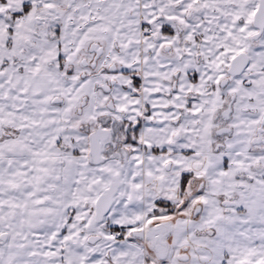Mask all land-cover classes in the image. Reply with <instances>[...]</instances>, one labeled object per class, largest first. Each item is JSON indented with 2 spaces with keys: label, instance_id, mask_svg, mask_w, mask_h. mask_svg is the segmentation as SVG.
I'll use <instances>...</instances> for the list:
<instances>
[{
  "label": "crops",
  "instance_id": "obj_1",
  "mask_svg": "<svg viewBox=\"0 0 264 264\" xmlns=\"http://www.w3.org/2000/svg\"><path fill=\"white\" fill-rule=\"evenodd\" d=\"M155 1L158 15L164 13V18L158 21L174 28L166 17L171 14L184 22L187 33H197L202 39L200 64H193L186 54L182 58L178 56L180 63H177L180 69L192 65L197 70L196 80L184 84V87L201 89V99L194 102L193 108L220 107L222 89L226 92L237 89L232 102H237V114L243 116L241 123L251 135L264 115V30L258 40L250 41L256 0H183V6L171 10L165 7L170 0ZM159 2L163 5L159 6ZM193 4L197 10L192 9L186 16L185 7ZM146 7L145 21L152 17L151 9ZM109 40L107 48L113 44ZM133 45L122 39L116 42L122 54L114 53L112 58L122 68L134 66L131 63L136 53ZM240 52L245 53L246 64L239 73H228L230 60ZM67 59L74 61V57L67 56ZM174 61L175 57L163 73L166 70L173 73L176 87ZM225 72L229 79L222 78ZM163 78L159 87H168L169 75ZM153 80L150 78L146 87H158ZM43 83L42 76L0 71V264H160L162 261L225 264L228 230L218 204L226 188L224 169L220 170L222 180L217 194L213 195L216 191L206 185V178L201 179L197 188H190L181 209L171 208L174 222L161 223L165 230L161 237L165 247L163 257L155 253L149 239L127 236L131 229L145 230L160 223L153 218L159 213L164 218L166 209L159 208L157 202L178 204L182 201V176L187 169H194L192 165L197 160L189 157L190 153H199L200 167L212 163L213 155L207 148L210 120L199 138L197 132L195 135L187 130L184 139L173 142L172 135L179 125H174L176 116L169 111L180 101L173 96L171 104L162 105L166 112L161 114L154 93H149L144 102L133 97L126 87L124 97L113 99L117 111L123 110L132 118L133 113L140 115L152 108L147 112V119L143 114L139 118L138 147L129 150L120 166L110 159L91 164L86 154L62 153L60 142L67 120L74 125L72 109L82 95L88 96L82 106L84 118L100 112L95 109L93 98H89L92 87L72 90ZM203 87H214V90L208 96ZM63 88H66L65 95ZM254 95L262 99L258 113L241 112L240 108L256 106ZM54 96L58 100L53 101ZM233 142L226 138L223 143L230 149ZM155 147L173 155H161L155 152ZM217 153L225 168L224 153L219 150ZM166 161L168 170L164 169ZM108 172L118 175V185L107 212L96 221L93 204L110 182ZM149 207H155L150 223L145 215ZM111 227L125 230L110 231ZM167 232L171 242L166 238ZM91 236L97 239L89 242Z\"/></svg>",
  "mask_w": 264,
  "mask_h": 264
},
{
  "label": "rangeland",
  "instance_id": "obj_2",
  "mask_svg": "<svg viewBox=\"0 0 264 264\" xmlns=\"http://www.w3.org/2000/svg\"><path fill=\"white\" fill-rule=\"evenodd\" d=\"M54 2L53 0H0V71L7 74L42 76L45 79V84L51 83L57 87H71L72 90L77 87H94V79H92L90 73H86L85 76L75 73V76H73V73L66 70V67H72L74 64L64 57L63 60L60 59L63 63L60 65L57 59L59 55L66 56V54H69V57L79 56L91 38L100 40L103 45L105 43L104 39L106 37L110 38L109 41H113V49L115 40H127L130 44H134L133 46L136 48V55L133 56L134 66L129 69H134L135 64L138 63L145 76L146 73L153 71L157 79L160 76L169 75V71L166 70L163 73V69L168 68L173 62V57H175L173 64L176 66L173 68L176 69V87H129V93L136 99H144V102L148 99L149 93H154L161 114L166 112L162 105L165 103L171 104L173 96L180 101L172 105L173 107L169 111L170 115L176 116L174 125H179V128L172 135L173 142L184 139L187 130L195 135L197 132L196 137L199 138V134L206 130L205 124L210 120V125L207 127L210 142L207 148L213 155L211 158L213 161L210 164L207 163L206 167H200V162L198 163L200 160L199 153H196L197 155L189 154V157H196L197 160L192 165L194 169H187L186 174H184V197L182 200L189 195L190 188L194 190L200 185L201 179L204 180L205 178L206 185H211L212 189L216 191L213 195L217 194V191H220L221 188L220 170L224 169L225 174L223 176L226 177V188L221 194L222 197L218 200V204H220V211L226 218L228 230L225 264H264V142L262 143V138L260 142L253 141L261 118L258 120L256 127L252 129L251 135L247 134V128L241 123L243 116L237 114L236 101L231 103L229 117L227 119L221 118L220 114L225 109V102L230 96L232 97L237 93V89L232 92L228 90L226 92L222 89L223 99L220 107L210 108V111L207 110L206 106L198 109L193 108L194 102L201 99V89L199 87H184V84L186 82L193 83L196 80L197 70L192 65L180 69L177 63H180L178 56L182 58L185 56L184 54L189 55L193 64L202 62L200 54L202 39L198 36L199 34L187 33L184 22L182 23L175 16L167 14L166 17L169 18V23H167L175 27L177 32L179 31L177 34L179 37L174 38V41L171 42L172 47L169 50L165 51L162 48L163 50L160 51L157 45H160L161 42H168V38L162 34L163 31L160 24H158L160 22L158 20L164 18V13L160 12V15H158L155 0H77L75 6L79 11L82 7H84V11L87 10V6L91 5L92 7H88V11L82 15L83 19L80 20L76 19L80 14L77 12V14L71 13L70 10L67 11L61 3V6H56L59 8V18L51 22L46 21L42 18L43 13H39L37 9L38 3L42 4L41 7H44L48 3L54 4ZM104 4L107 6H104ZM165 4L166 6H164L169 10L172 8L177 9L179 6H183V0H170ZM161 5L163 4L159 2V6ZM146 6L151 9V18L154 20V23L149 24L151 30H148L147 23L142 25L145 22L143 17ZM192 9L196 11L197 6L193 4L192 6L188 5L187 8L185 7V15L188 16ZM90 18L98 21L95 22ZM140 29L142 31L139 32ZM254 34L255 32L250 34L252 42L259 39V36L255 38ZM109 49L108 47L106 50ZM174 53L176 56H174ZM171 79V76H169L166 82L169 84ZM153 83L157 85L158 82L155 79ZM45 84L43 83V85ZM120 85L121 81L118 80L109 91L97 90L98 92H95V95H99L100 100L106 98L117 101L116 97L126 95L123 91L124 88H121ZM203 90L209 96L214 87H203ZM63 94H66V88H63ZM85 96L87 95H82L77 100L75 108L72 109L74 116L78 115V109L81 105L88 101ZM92 97L93 91L89 94V98ZM253 99H255L256 106L240 108L241 112L258 113L262 99L258 95L257 97L254 95ZM256 99L259 100L256 101ZM114 100L111 101V106L115 104ZM151 109L149 107L148 110H145L148 112ZM147 112H141L145 119H147ZM141 114L139 116L142 118ZM191 122L192 124H190ZM221 123L231 127V132L215 135L214 129ZM262 134L264 136V126ZM81 135L76 133V129L72 125L67 122L64 124L62 141L68 143L71 149H79V145L77 140L69 139L79 137L84 138L85 141V135L84 137ZM134 136L135 142L127 144L129 150L138 147L139 130ZM226 138L234 140L230 149L223 143ZM154 150L161 153V155H173L166 150L160 151L156 147ZM218 150L224 153L225 168H223V163H220ZM215 156H217V159ZM167 163L168 161L164 163L165 170H168ZM190 163L192 164V162ZM210 179H212V183ZM217 181H220V183L216 184ZM158 207L177 210L176 206L159 205ZM148 212L149 214L152 213V207L148 208ZM171 212L165 211L164 218H160L162 213H159V216L155 215L153 221H159L162 224L173 223L174 220H172L171 214L174 213ZM149 217H147V220L150 223L152 217L151 219ZM168 234L167 232L166 238ZM167 240L171 242L169 237Z\"/></svg>",
  "mask_w": 264,
  "mask_h": 264
},
{
  "label": "flooded vegetation",
  "instance_id": "obj_3",
  "mask_svg": "<svg viewBox=\"0 0 264 264\" xmlns=\"http://www.w3.org/2000/svg\"><path fill=\"white\" fill-rule=\"evenodd\" d=\"M53 1H55L54 4L48 3L44 7H41L42 4L38 3V6H37L39 13H43L42 18H44L46 21H50V22L57 20L59 18V12H58L59 8H57L56 6H61V3L64 5V7L67 11L70 10L71 13H74V14L78 13L80 15L85 14V12L88 11V7L92 8L90 5V6H87L86 11L83 10L84 7H82V9L79 11V9L75 6V2L77 0H72L69 7L67 6L68 0H53ZM108 3H107V5H108ZM257 3H258V0H256L254 10L257 6ZM105 5L106 4H104V6ZM80 15H78V16H80ZM97 17H99V16H97ZM90 19L95 20L92 18H90ZM39 20H40V18H39ZM97 21L98 20H95V22H97ZM146 23L148 24V30H151V28H150L151 26L149 24L154 23V20L151 18V19L145 21L144 23H142V25H144ZM158 24H160V28L163 31L162 34H164L168 38V42H161V44L157 45V47H159L160 51H162L163 49L165 51L169 50L172 47L171 42L174 41V38L177 35V31H176L177 29H175V27L172 28L169 25L161 23V22H158ZM263 30H264V28H263ZM263 30L258 35L259 37L262 34ZM140 31H142V29H140ZM256 31L257 30L254 28L253 32L256 33ZM104 41H105V43L103 45L100 42V40H98L96 38H91L88 41L85 49H83V51L80 53V55L77 57L75 56L74 61H71V63H73L74 66H72V67L67 66L66 67V70L73 73L72 75H74V76H75V73H79L82 76H85L86 73L91 74L92 79H94L93 80V86L94 87H92V91H93V97L92 98L95 101V109L98 111L100 110V112H98L94 117L84 118L82 116V106L86 102L85 101L81 105V107L78 109V115L74 116L72 114L71 120L74 122V125L72 127L76 129V133L82 134L81 135L82 137H84V135H85V141H84V138L82 139V138L77 137V139H74L73 137H71L69 140H77L78 145H79V149H71L70 146L68 145V143L61 140L60 146H62V153H74V154L83 153V154L87 155V159H88V154H87L88 153V140H87L88 133H90L96 126L107 128L109 126V123L112 120H118V121H120V124L118 126V130H117L118 140L115 141V144L112 148V152H119L122 149H125L129 154V149L127 148V144H129L130 142L131 143L135 142L134 141L135 140L134 135L139 130V118L141 116H139V114H137V113H133L132 114L133 117L130 118L128 116L127 112H125L123 110L117 111L115 109L114 105L111 106V101L113 99L110 100V99L102 98V100H100L99 95L96 96L95 92H98L99 90L109 91L112 88V85L114 83L118 82V80L121 81L120 86H121V88H124V89L126 87H132V88L146 87V86H148L147 84H148V82H149L148 80L150 78H153L154 80L156 79V81L158 83L155 86H158V87L164 81V78H163L164 76H160L159 79L155 78L154 74L149 75L146 73V76H145V74L143 73V71L140 68L138 63H136L137 66L134 69L122 68L121 63L117 62L116 60H114L112 58L114 53L122 54V51H120V50L118 51V49L116 48V42L117 41L115 40V42H114V49L112 48V46H113V44H112V46L109 50H106L107 49L106 44L108 41L107 37L104 39ZM250 41L252 42L251 38H250ZM127 42L129 43V41H127ZM254 42H252V43H254ZM100 48H101L100 52L97 53V49H100ZM67 56H69V54H66V56H63V55L60 56L59 55V57L57 59H58V62H60V65L63 64L62 63L63 58L65 57L67 59ZM60 59H62V60L60 61ZM66 59H64V60H66ZM131 63H132V65H134V60L131 61ZM170 74H171V78H172L173 73H170ZM170 74H169V76H170ZM228 77L229 76L226 75V72H225V74L222 78H228ZM145 82H146V84H144ZM168 87H174L173 78L171 79V82L168 84ZM85 97H86V99H88V96H85ZM53 99H54V101L58 100L57 97H54ZM232 99H233V96L232 97L230 96V98L227 100V102H225V108L227 107L228 104H230V106H231ZM224 110H226V109H224ZM228 117H229V115H228ZM69 121H70V119H69ZM67 122H68V120H67ZM219 126H222V124ZM259 127L261 128V130L258 132V129H257L254 136L256 137L259 134L260 135L259 137H261L263 139V141H262V143H263L264 142V136L262 134L263 125H261L259 123L258 128ZM228 133H230V131ZM224 134H226V133H224ZM253 140H254V138H253ZM108 146H109V144L105 145V149H107ZM102 154L106 157L105 160H108V159L114 160L118 166H120L121 163L124 162V161H121L119 158H110L109 154H106L105 152H102ZM100 163H102V162H100ZM91 164H93V163H91ZM97 164H99V163H97ZM108 173L111 176L112 173H110V172H108ZM158 224H160V223H156L153 226L158 225Z\"/></svg>",
  "mask_w": 264,
  "mask_h": 264
},
{
  "label": "water",
  "instance_id": "obj_4",
  "mask_svg": "<svg viewBox=\"0 0 264 264\" xmlns=\"http://www.w3.org/2000/svg\"><path fill=\"white\" fill-rule=\"evenodd\" d=\"M72 0H68L67 6L69 7ZM252 26L257 30L254 34V37H257L261 31L264 28V0H258L257 6L253 12L252 20H251ZM101 50L97 49V53H99ZM246 64V55L244 52H240L236 54L232 59L230 60L227 72L230 74H236L239 73L244 65ZM224 84V81H222V85ZM54 101V99H53ZM223 109L220 116L223 119H227L229 112H230V104L227 105ZM120 124V121L118 120H112L109 123V126L107 128L96 126L90 133L87 135L88 140V161L93 164H97L100 162H103L105 160V156L102 154V152H105L106 154H109L110 158H119L121 161H125L128 156V152L125 149H122L119 152H112V148L115 144V141L118 140V126ZM260 124L264 126V115L262 116L260 120ZM261 130V128H258V132ZM230 131V128L226 125H222L214 129L215 135H222L224 133H228ZM258 134L256 137H254L255 142H260L261 137ZM109 144L108 148L105 149V145ZM118 185V175L117 174H111L110 176V182L108 183L107 187L97 196V198L94 201L93 204V210H94V219L96 221H100L103 217V215L107 212L112 196L116 190V187ZM164 225L161 223L152 227H149L145 230L143 229H132L130 231V236L137 239H149L151 241V246L155 253L159 257L164 256L165 247L163 245V242L161 241V237L164 233ZM97 239L96 236L89 237V242H94Z\"/></svg>",
  "mask_w": 264,
  "mask_h": 264
},
{
  "label": "trees",
  "instance_id": "obj_5",
  "mask_svg": "<svg viewBox=\"0 0 264 264\" xmlns=\"http://www.w3.org/2000/svg\"><path fill=\"white\" fill-rule=\"evenodd\" d=\"M76 152H77V151H76ZM184 179H185V175H183V177H182V188H183V184H184ZM156 205L169 206V207L176 206L177 209H181V208L185 205V199L182 200L181 202H179V203L176 204V205L171 204V203H167V202L165 203L164 201H159V202L156 203ZM154 210H155V207H152V213L149 214L148 209H147V210H146V213H145L146 217L151 216V214L153 215V214H154ZM167 210H168L169 212L172 211L171 208H166V211H167ZM118 230H125V229H117V228H113V227L110 228V231H118ZM127 235H128V237L132 238V237L130 236V230L128 231ZM117 237H121V235H117Z\"/></svg>",
  "mask_w": 264,
  "mask_h": 264
},
{
  "label": "built area",
  "instance_id": "obj_6",
  "mask_svg": "<svg viewBox=\"0 0 264 264\" xmlns=\"http://www.w3.org/2000/svg\"><path fill=\"white\" fill-rule=\"evenodd\" d=\"M161 264H168V263H166V262H161Z\"/></svg>",
  "mask_w": 264,
  "mask_h": 264
}]
</instances>
